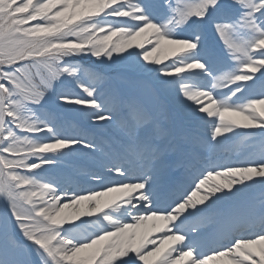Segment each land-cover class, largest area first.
<instances>
[{"label":"snow or ice","instance_id":"obj_1","mask_svg":"<svg viewBox=\"0 0 264 264\" xmlns=\"http://www.w3.org/2000/svg\"><path fill=\"white\" fill-rule=\"evenodd\" d=\"M257 187L264 0H0V264H264Z\"/></svg>","mask_w":264,"mask_h":264},{"label":"rangeland","instance_id":"obj_2","mask_svg":"<svg viewBox=\"0 0 264 264\" xmlns=\"http://www.w3.org/2000/svg\"><path fill=\"white\" fill-rule=\"evenodd\" d=\"M228 147H230L231 149L236 150V151H233L231 153L232 156H233V159H231V160H235L237 158V156H238V153L241 150H244V149H242L240 147L239 142H235L233 144H230V145H228ZM216 155L219 156V157H221L224 154H223V151H222V152H218ZM224 160H226V158ZM262 199H264V193H262L260 190H258V193H256V191H254L253 192V196L252 197L250 196V199L249 200H245V204L254 206L256 209H258L257 206L260 205Z\"/></svg>","mask_w":264,"mask_h":264},{"label":"bare ground","instance_id":"obj_3","mask_svg":"<svg viewBox=\"0 0 264 264\" xmlns=\"http://www.w3.org/2000/svg\"><path fill=\"white\" fill-rule=\"evenodd\" d=\"M257 189H259V188L257 187V188H255V189H253V190H251V191H255V190H257ZM251 191L248 193V195L251 194ZM248 195H247V196H248ZM247 196H246V197H247ZM246 197H245V199H246Z\"/></svg>","mask_w":264,"mask_h":264}]
</instances>
